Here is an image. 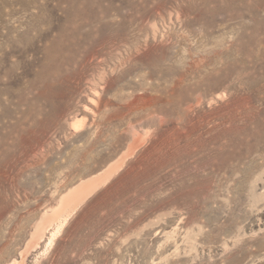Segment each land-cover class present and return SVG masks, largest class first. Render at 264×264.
<instances>
[{
    "label": "rangeland",
    "instance_id": "rangeland-1",
    "mask_svg": "<svg viewBox=\"0 0 264 264\" xmlns=\"http://www.w3.org/2000/svg\"><path fill=\"white\" fill-rule=\"evenodd\" d=\"M14 262L264 264V0H0Z\"/></svg>",
    "mask_w": 264,
    "mask_h": 264
},
{
    "label": "bare ground",
    "instance_id": "bare-ground-1",
    "mask_svg": "<svg viewBox=\"0 0 264 264\" xmlns=\"http://www.w3.org/2000/svg\"><path fill=\"white\" fill-rule=\"evenodd\" d=\"M78 188V187H77ZM72 191V190H71ZM67 199V198H66ZM14 264H17L16 262H14Z\"/></svg>",
    "mask_w": 264,
    "mask_h": 264
}]
</instances>
